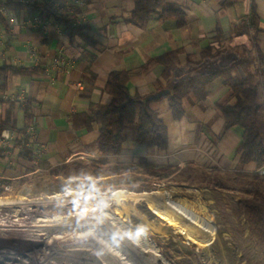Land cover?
<instances>
[{
    "label": "crops",
    "instance_id": "0c3cea01",
    "mask_svg": "<svg viewBox=\"0 0 264 264\" xmlns=\"http://www.w3.org/2000/svg\"><path fill=\"white\" fill-rule=\"evenodd\" d=\"M164 1L184 10L182 24L175 18H162L158 12L143 25L127 22L135 0H82L81 5H74L73 14L86 27L84 32L92 44L79 36L72 40L52 16L39 11L14 10L21 24L40 15L46 21L45 27L24 29L0 22V35L5 36H0V66L44 70L32 76L0 75V124L10 121L22 130L7 129L18 134L12 140L10 155L0 148L1 191L8 185L15 193L47 172L55 174L61 166L72 165L79 178L104 179L131 173L107 172L101 177L82 174V167L99 156L96 141L100 128L97 123L84 124L83 115L93 105L111 102L112 96L105 90L110 72L129 71L130 95L146 99L171 93L182 79L201 75L187 73L203 61L218 57V53L233 49L238 56L245 47L254 54H264V0ZM252 17L258 23L257 35L252 33L254 42L250 32L234 38V27ZM176 50L178 62L166 76V65L157 58ZM56 57L63 58L66 65L54 67ZM239 75L244 77L241 71ZM205 93L206 99L201 102L193 94L183 98L185 113L180 119L173 117L166 96L151 101V107L167 126V149L160 151L127 140L111 163L141 166L144 159L153 167L197 169L205 177L257 173L254 162L241 165L235 152L242 128L234 126L223 132L224 120L216 105L233 101L225 79H212ZM37 148L41 153L35 163L33 150ZM225 204L232 208L230 203Z\"/></svg>",
    "mask_w": 264,
    "mask_h": 264
},
{
    "label": "rangeland",
    "instance_id": "374dc122",
    "mask_svg": "<svg viewBox=\"0 0 264 264\" xmlns=\"http://www.w3.org/2000/svg\"><path fill=\"white\" fill-rule=\"evenodd\" d=\"M251 181L252 173L205 177L193 168L161 180L143 169L104 179L79 178L72 165L61 166L15 193L0 192V198L12 202L0 206V220L11 221L10 227L0 226V262L43 264L42 257L51 251L66 260L62 252L71 251L88 258V264L102 262V255L84 251L81 239L83 230H89L85 221L101 219L121 223L127 242H137V260L122 252L124 264H177L178 259L186 264H264V199L246 193ZM255 181L264 193V176ZM65 188L80 193L68 195ZM170 201L192 210L194 219L178 213ZM204 222L214 230L208 231ZM154 245L162 255H155Z\"/></svg>",
    "mask_w": 264,
    "mask_h": 264
},
{
    "label": "trees",
    "instance_id": "16d2710c",
    "mask_svg": "<svg viewBox=\"0 0 264 264\" xmlns=\"http://www.w3.org/2000/svg\"><path fill=\"white\" fill-rule=\"evenodd\" d=\"M6 4L14 10L30 9L52 16L54 20L63 27L69 37L74 40L76 36L90 42L91 39L84 32L86 27L76 22L73 13H58L52 10L44 2L26 3L19 0H7ZM135 9L125 19L138 25H143L153 13L158 12L162 18H175L182 24L184 10L179 6L168 5L164 0H135ZM0 22L4 19L0 14ZM249 32L255 36L258 33V23L255 17L241 20L233 29L232 36L245 37ZM207 52V51H205ZM179 51L168 52L159 58L158 62L166 65L165 75L171 73L172 67L178 62ZM217 55H220L218 53ZM216 55V56H217ZM241 71L244 77L239 75ZM40 67H22L12 64L0 66V75L12 73L15 75L32 76L43 73ZM216 77H223L225 84L232 90L233 101L226 104L216 105L224 120L223 132L239 126L243 132L241 141L236 148L239 155V163L245 165L251 162L259 168L264 165V54H254L243 47L238 52V57L230 65L214 69L211 72L198 76L186 77L176 84L173 91L146 99L136 98L130 95L127 84L130 73L127 70H114L110 72L106 81L105 90L112 96L109 104H97L91 106L89 111L83 115L84 124L90 126L92 123L100 125L99 137L96 148L99 152L97 158L91 159L82 167L84 176L101 177L107 172L119 175L127 172H142L146 170L149 175L158 180L182 174L186 171L176 166L153 167L147 165L142 159L141 166L134 164L111 163L112 157L119 154L123 144L127 140L135 143L146 144L164 151L168 147L167 126L159 117L150 103L155 99L166 96L173 117L180 119L185 111L182 100L188 94H193L199 102L206 99L205 87ZM29 115V114H28ZM28 118H31L30 115ZM18 130L16 125L10 121L0 124V134L3 130ZM22 131V130H18ZM2 150L0 149V154ZM241 173H237L239 176ZM253 181L249 182L246 193L264 199V193L255 181L261 179L260 174H252ZM219 184H223L219 182ZM1 192V189H0ZM177 264H186L185 259H178Z\"/></svg>",
    "mask_w": 264,
    "mask_h": 264
},
{
    "label": "bare ground",
    "instance_id": "6f19581e",
    "mask_svg": "<svg viewBox=\"0 0 264 264\" xmlns=\"http://www.w3.org/2000/svg\"><path fill=\"white\" fill-rule=\"evenodd\" d=\"M64 192L68 195H78L80 192L76 189L65 188ZM12 204L7 198H0V206H5ZM170 205L173 209H175L178 213L183 215L189 220L194 219V212L189 208L183 206L181 203L177 201H170ZM11 221L8 220H0V226L10 227ZM207 230H214V225L208 228L206 222H204ZM84 227L89 230L84 229L82 232V237L86 244L84 246V251L87 253H96L102 255L100 257L102 262H98L97 264H124L122 259V252L129 254V259L131 261H136V246L137 242L135 240H131V244L127 242V233L122 227L121 223L116 224V226L111 225L107 220L101 219H88L85 221ZM114 227V228H112ZM92 229V230H91ZM112 229H117L112 231ZM95 231V232H93ZM97 231V232H96ZM155 249L153 250L156 253V256L162 255L161 249L158 248V245H154ZM133 248V250H132ZM68 256V259H62V255L57 251H51L47 256L44 255L42 257L43 264H76L77 262L82 264H88L89 259L84 257H79L75 254V252L64 251L62 252ZM2 257V256H1ZM2 260V259H1ZM65 260V261H63ZM62 262V263H61ZM3 264L2 262H0ZM92 263V262H90Z\"/></svg>",
    "mask_w": 264,
    "mask_h": 264
},
{
    "label": "built area",
    "instance_id": "2783aa9c",
    "mask_svg": "<svg viewBox=\"0 0 264 264\" xmlns=\"http://www.w3.org/2000/svg\"><path fill=\"white\" fill-rule=\"evenodd\" d=\"M7 0H0V14L2 15L4 19V23L9 27H16V26H22L24 29H32L36 28L37 26L45 27L46 21L40 16V15H34L28 20H25L24 22L19 21L15 15L14 9L10 8L6 4ZM21 2L26 3H35V2H44L46 3L52 10L58 13H73L74 11V5L78 6L82 4V0H64L63 2H60L59 0H19ZM76 22L78 24H81L80 21L77 19ZM1 36V35H0ZM2 38H5L4 35L1 36ZM251 41H253L252 33L250 32ZM237 52L233 49L227 50L223 54L219 55L218 57L207 59L203 61L202 63L194 66L192 69L188 71L187 74L190 75H196V74H203L213 71L214 69L230 65L234 60L237 59ZM65 66V61L61 57H56L53 60V66ZM69 71V69H67ZM18 136V134L15 131L11 130H3L0 134V148L4 150V153L6 155H10L12 151V140L15 139ZM34 152V158L33 162H37V159L41 153V150L39 148L33 150ZM256 172L262 176H264V165L259 167ZM4 189L9 190L10 187L6 185Z\"/></svg>",
    "mask_w": 264,
    "mask_h": 264
}]
</instances>
